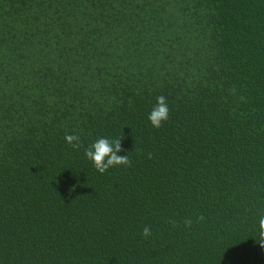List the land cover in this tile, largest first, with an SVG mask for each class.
Here are the masks:
<instances>
[{"label": "trees", "instance_id": "1", "mask_svg": "<svg viewBox=\"0 0 264 264\" xmlns=\"http://www.w3.org/2000/svg\"><path fill=\"white\" fill-rule=\"evenodd\" d=\"M262 216L264 0H0V264H264Z\"/></svg>", "mask_w": 264, "mask_h": 264}, {"label": "clouds", "instance_id": "2", "mask_svg": "<svg viewBox=\"0 0 264 264\" xmlns=\"http://www.w3.org/2000/svg\"><path fill=\"white\" fill-rule=\"evenodd\" d=\"M170 115V109L165 96L161 95L156 97V103L152 107L151 111L147 115L149 124L159 129L162 125L168 121ZM65 141L74 148L80 146L79 135H66ZM121 140L119 139H108L106 137H98L93 141L89 147L85 150V157L92 162L96 170L103 174L109 168L127 166L130 161L127 155H120L122 151ZM261 237H264V216L258 221ZM144 237L151 235L150 229L145 227L143 229ZM264 247V244L261 245Z\"/></svg>", "mask_w": 264, "mask_h": 264}]
</instances>
